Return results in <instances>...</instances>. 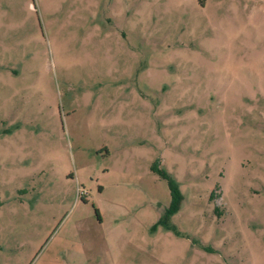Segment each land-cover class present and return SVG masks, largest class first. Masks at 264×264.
<instances>
[{"label":"rangeland","instance_id":"rangeland-1","mask_svg":"<svg viewBox=\"0 0 264 264\" xmlns=\"http://www.w3.org/2000/svg\"><path fill=\"white\" fill-rule=\"evenodd\" d=\"M0 264H264V0H0Z\"/></svg>","mask_w":264,"mask_h":264},{"label":"trees","instance_id":"trees-1","mask_svg":"<svg viewBox=\"0 0 264 264\" xmlns=\"http://www.w3.org/2000/svg\"><path fill=\"white\" fill-rule=\"evenodd\" d=\"M151 169L162 179H164L166 181V184H167V189L169 191V195H170V198H171V202H174L175 199H176V184L173 182V180L171 179V177L163 172L162 170L160 169H156L155 167H151ZM211 199L214 198V194L211 195L210 197Z\"/></svg>","mask_w":264,"mask_h":264}]
</instances>
